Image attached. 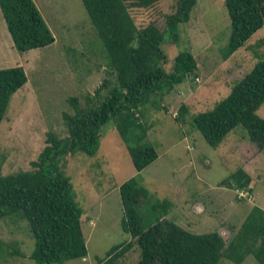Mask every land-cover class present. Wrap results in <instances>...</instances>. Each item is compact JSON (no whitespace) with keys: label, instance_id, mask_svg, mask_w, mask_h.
Segmentation results:
<instances>
[{"label":"rangeland","instance_id":"rangeland-1","mask_svg":"<svg viewBox=\"0 0 264 264\" xmlns=\"http://www.w3.org/2000/svg\"><path fill=\"white\" fill-rule=\"evenodd\" d=\"M33 1L54 36V42L45 47L17 50L0 9V69L20 65L27 76V82L11 96L0 122V175L31 170L30 162L44 148L48 131L67 136L62 115L72 113L69 99L76 97L85 105L87 95H93L104 78L113 79L106 72V52L81 0ZM175 3L158 0L155 6L132 9L131 14L135 23L143 26L161 12H174ZM190 16L193 23L189 17L178 25L179 40H166L161 49L167 56V70L178 52L190 51L197 63V78H186L168 94L150 97L140 106L139 121L148 129L140 143L151 145L157 159L137 171L126 143L109 121L100 129L97 154L76 152L57 162V169L70 177L83 208L81 228L87 246L84 259L62 264H100L97 259H105L112 246L130 241L121 224L119 186L131 177L147 190V198L136 205L143 229L161 214L153 204L167 200L172 204L160 217L197 234L218 228L228 242L253 205L264 209V150L259 152L249 141L242 125L212 147L193 124L196 114L212 110L238 79L264 62V25L226 58L231 25L224 0H197ZM107 93L103 88L98 100ZM182 103L187 110L179 122L174 117ZM256 114L264 118V103ZM138 134L137 129L129 131V144L138 143ZM239 168L251 169L252 202L239 200L234 189L222 185V180ZM0 240V264H37L30 258L35 239L19 213L0 219ZM139 258L140 248L135 244L115 264H136ZM217 264L235 263L222 257ZM240 264L259 263L249 254Z\"/></svg>","mask_w":264,"mask_h":264},{"label":"trees","instance_id":"trees-1","mask_svg":"<svg viewBox=\"0 0 264 264\" xmlns=\"http://www.w3.org/2000/svg\"><path fill=\"white\" fill-rule=\"evenodd\" d=\"M107 57V74L113 79L103 82L88 94L85 105L78 98L69 99L72 113L62 117L67 136L48 131L45 146L32 169L0 175V219L19 213L28 221L35 239L30 258L37 264H62L87 256L86 240L81 228L83 208L78 203L69 176L57 169L63 156L76 152L93 156L99 150L100 129L113 121L137 171L157 159L155 149L140 143L147 135L139 121L140 106L150 97L168 94L173 86L186 78H197V63L190 51L178 52L172 67L164 68L167 56L161 49L166 41L179 40L178 25L189 20L197 0H176L172 13H159L147 24L139 26L131 14L134 8L155 6L158 0H81ZM230 18L231 32L226 58L264 25V0H224ZM0 9L19 51L45 47L54 36L33 0H0ZM27 82L22 66L0 69V122L10 98ZM111 84V85H110ZM103 88L106 97L100 101ZM264 103V62L255 64L237 80L230 93L212 110L193 117L195 128L205 141L216 147L236 127L242 125L250 142L264 150V118L256 110ZM164 110L167 109L164 107ZM185 103L180 104L175 120L183 121ZM131 129H137L138 143L129 144ZM251 176L239 168L222 180L234 189L248 188ZM123 211L122 227L129 232V242L112 246L100 264H115L118 257L138 245L140 258L136 264H217L224 257L240 264L251 254L264 264V209L253 205L238 228L226 242L218 230L192 233L167 218L171 201H159L153 209L161 210L156 221L143 229L136 205L147 198V190L134 177L119 186ZM236 195V194H235ZM240 200V199H239ZM254 200V198H253ZM3 243L0 240V256ZM14 253L22 254L19 250Z\"/></svg>","mask_w":264,"mask_h":264},{"label":"built area","instance_id":"built-area-1","mask_svg":"<svg viewBox=\"0 0 264 264\" xmlns=\"http://www.w3.org/2000/svg\"><path fill=\"white\" fill-rule=\"evenodd\" d=\"M235 194L238 199L247 200V201L249 200L250 202H252L253 201L252 199L254 198L252 192H250L248 188L246 189L244 187L237 188L235 190Z\"/></svg>","mask_w":264,"mask_h":264},{"label":"crops","instance_id":"crops-1","mask_svg":"<svg viewBox=\"0 0 264 264\" xmlns=\"http://www.w3.org/2000/svg\"><path fill=\"white\" fill-rule=\"evenodd\" d=\"M197 3V2H196ZM190 21H191V23H193V21H192V19H191V16H190ZM201 35H202V32H200V38H201ZM202 37H203V35H202ZM207 43H209V41L207 42ZM206 43V44H207ZM208 45V44H207ZM259 152H262V151H260V150H258ZM250 170L251 169H249V170H246L245 172H247L248 174H249V172H250ZM250 175V174H249ZM251 184H252V181H251V183H250V186H251ZM217 230L220 232V230L217 228ZM84 259V258H83Z\"/></svg>","mask_w":264,"mask_h":264}]
</instances>
